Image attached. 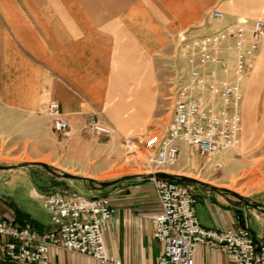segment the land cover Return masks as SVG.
Masks as SVG:
<instances>
[{
	"label": "crops",
	"instance_id": "1",
	"mask_svg": "<svg viewBox=\"0 0 264 264\" xmlns=\"http://www.w3.org/2000/svg\"><path fill=\"white\" fill-rule=\"evenodd\" d=\"M211 8L222 11L226 20L264 18V0H0V129L22 124L31 131L39 122L55 135L49 164L73 174L91 170L84 176L100 177L116 160L115 149L98 141L104 136H91L85 126L89 114L100 110L120 128L133 132L131 126L139 117L132 108L148 113L157 74L154 66L165 69L160 51L170 45V56L174 55L175 35L200 21ZM169 93L170 87L167 100ZM51 100L60 103L73 129L71 136L53 130L46 114ZM240 111V149L256 146L264 139V37L255 69L244 81ZM32 137L29 132L28 138ZM39 140L44 144L43 138ZM183 146L193 152V146ZM109 151L111 156L102 159L104 163L96 160ZM149 171L104 177L134 175L101 193L113 207L103 231L106 253L121 264H151L162 250V243L152 236V217L159 205L151 177L142 175ZM159 171L178 172L175 168ZM55 184L44 192L31 187L30 196L41 202L47 192L58 191ZM245 197L264 204V187ZM203 204L209 213V221L202 225L206 228L248 226L250 215L264 221L263 213L236 206L219 193L207 195ZM43 209L42 205H0V216L32 221L44 231L52 224ZM3 240L0 237V264H20L4 255ZM50 256L52 264H100L56 245ZM194 259L195 264H234L225 252L204 244L197 246Z\"/></svg>",
	"mask_w": 264,
	"mask_h": 264
},
{
	"label": "built area",
	"instance_id": "2",
	"mask_svg": "<svg viewBox=\"0 0 264 264\" xmlns=\"http://www.w3.org/2000/svg\"><path fill=\"white\" fill-rule=\"evenodd\" d=\"M204 22L215 27L201 32L186 29L176 37L168 80L170 119L165 131L122 137L126 157L137 161L144 155L151 173L175 165L181 144L195 147L205 161L214 159L217 170L222 169L224 150L241 154L243 85L255 69L264 18L229 21L222 11L212 8ZM46 114L56 133L73 134L58 101L48 102ZM85 126L93 135L117 134L100 110L89 114ZM151 180L159 205L152 217V236L162 243L151 264H195L199 244L225 252L234 264H264V240L253 235L248 226L203 227L189 185L164 176H152ZM41 202L52 224L47 230L39 231L32 221L0 216L2 250L8 259L20 264H52L50 249L56 245L100 264H121L106 253L104 244L103 231L113 214L108 196L58 190L44 194Z\"/></svg>",
	"mask_w": 264,
	"mask_h": 264
},
{
	"label": "rangeland",
	"instance_id": "3",
	"mask_svg": "<svg viewBox=\"0 0 264 264\" xmlns=\"http://www.w3.org/2000/svg\"><path fill=\"white\" fill-rule=\"evenodd\" d=\"M212 27L215 26L205 24L203 17L200 21L186 27L184 30L192 29L201 32L207 31ZM177 35L178 34H176L175 37H177ZM169 52H173L170 45L161 50L159 55L161 63L164 65L163 68L165 69H159L157 65L154 66L157 74L153 84L154 93L148 113L139 114L137 112L141 108L138 106L131 107L134 111L133 114L139 117V120L135 121L136 123L131 126L133 132L120 128L106 115L107 120L116 128L117 134L108 139L98 137V141L110 143L112 145L111 147L115 149L113 158L116 160L110 163L108 162L109 165L105 167L109 169L108 172L102 173L100 177H96L95 179L104 180V177H110L112 175L141 173L142 170H150L144 163V155H141L140 160L137 161H131L129 157H126L122 149V137H133L134 134H136L134 136L137 137H144L149 133H162L165 131L170 119V103L169 100L165 98L169 91V85L165 75L168 77L169 65L174 59V57L170 56ZM261 117L264 121V116L262 115ZM1 125H3V122ZM5 126H7L6 121ZM3 132L4 136L0 138L1 165L17 164L24 161H43L49 164V153H53L56 148L55 135L52 133L51 129L47 128V131H45L44 127L38 122L36 128L31 131L24 128L22 124H19L13 128L2 126L0 134ZM29 132H31L33 136L31 140L28 138ZM259 132L262 133L263 131ZM91 136L97 137L96 135ZM41 138L44 139V144L40 143L39 139ZM118 148L120 149L119 151L117 150ZM240 151L241 154L236 156L232 153V150H224L220 159L223 165L222 169L217 170L214 169V159L205 161V156L200 155L195 147H193L192 152L188 147L183 146L180 147L177 163L173 166L162 168H175L178 172H166L194 177L245 196L248 193H253L257 189L264 187V139H261V142L256 146L245 148L243 145ZM108 156H111L110 151L102 153L96 160H98L99 163H104L102 159ZM49 165L57 170L65 171L52 164ZM14 169L15 173H13L11 169H0V205H42L41 202H38V200L30 196L29 190L31 187H35L37 191L44 192L50 189L53 183H56L55 186L59 191H63L66 194L75 191L86 196H99L102 193V190L91 189L88 182L56 177L49 174L38 165L23 166ZM91 173H93V171L90 170L87 172L83 170L82 173L78 175H87ZM148 173L151 172L149 171ZM183 183L193 185L190 187L196 196L194 205L195 213L199 223L205 225L209 221V213L203 204V199L209 194L216 195V192L201 184L187 181H183ZM43 211L49 220V213L45 209H43ZM261 217H264V215H261ZM247 225L253 235L264 240L263 220L258 219L255 215H250L247 219Z\"/></svg>",
	"mask_w": 264,
	"mask_h": 264
},
{
	"label": "water",
	"instance_id": "4",
	"mask_svg": "<svg viewBox=\"0 0 264 264\" xmlns=\"http://www.w3.org/2000/svg\"><path fill=\"white\" fill-rule=\"evenodd\" d=\"M31 165H38L41 166L43 169H45L49 174L54 175L56 177L62 178V179H75V180H80L83 182H88L90 185L91 189H96V190H103L108 186L114 185L122 180L128 179L134 175H123L114 179L110 180H98L93 177L89 176H84V175H78V174H73L65 171H60L54 168L53 166L47 164L46 162L43 161H24L20 162L17 164H11V165H1L0 164V169H12V168H17V167H23V166H31ZM146 177H152V176H164V177H169V178H177L182 181H187L191 183H197L201 185H205L209 187L211 190L215 191L216 193H219L226 199H228L231 203L236 204V206H243V207H251L261 213L264 214V204L257 202V201H252L248 199L245 196H242L236 192H233L229 189L222 188V187H217L215 185H212L208 182L202 181L200 179L190 177L187 175L183 174H172V173H167L163 171H157L154 173H148V174H142Z\"/></svg>",
	"mask_w": 264,
	"mask_h": 264
},
{
	"label": "trees",
	"instance_id": "5",
	"mask_svg": "<svg viewBox=\"0 0 264 264\" xmlns=\"http://www.w3.org/2000/svg\"><path fill=\"white\" fill-rule=\"evenodd\" d=\"M179 181H182V180H179Z\"/></svg>",
	"mask_w": 264,
	"mask_h": 264
}]
</instances>
